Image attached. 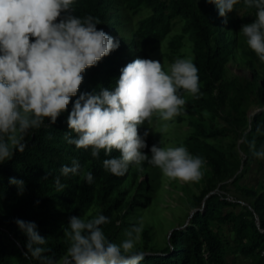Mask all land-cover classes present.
<instances>
[{
  "label": "clouds",
  "instance_id": "9594fccd",
  "mask_svg": "<svg viewBox=\"0 0 264 264\" xmlns=\"http://www.w3.org/2000/svg\"><path fill=\"white\" fill-rule=\"evenodd\" d=\"M205 2L216 5L225 23L228 13L240 15L238 4L242 3L245 10H256L253 22L243 24L240 33L264 63V0ZM74 4L75 0H0V163L25 151L30 129H40L45 119L54 125L77 95L86 69L119 47L118 40L97 29V17L74 15ZM198 71L190 58L177 57L167 71L157 60H133L120 70L114 88L81 93L75 100L66 121L75 136L66 133L67 143L77 149H91L93 158L103 151L110 157L103 160V167L115 176H123L130 164L142 171L141 164L147 161L170 179L198 182L205 163L202 157L192 155L185 146L154 144L149 159L142 151L147 147L149 131L146 129L143 136L138 132L145 123L150 125L154 116L165 121L180 116L188 102L184 93L199 98ZM257 133H261L259 127ZM248 147L254 158L264 159V146L257 149L252 140ZM113 151L119 155L111 156ZM70 175L80 176L88 184L94 180L93 174L74 159L55 177L57 192L66 188L61 176ZM9 184L23 194L24 180L11 177ZM89 216L91 213L69 217L64 229L68 247L59 258L46 254L49 250L42 246L47 238L39 234L34 222L17 219L15 223L27 236L24 257L41 264H140L144 253L135 246L142 223L126 229L125 238L117 244L106 238L101 227L110 222L109 218L103 214Z\"/></svg>",
  "mask_w": 264,
  "mask_h": 264
},
{
  "label": "trees",
  "instance_id": "16d2710c",
  "mask_svg": "<svg viewBox=\"0 0 264 264\" xmlns=\"http://www.w3.org/2000/svg\"><path fill=\"white\" fill-rule=\"evenodd\" d=\"M120 5L134 12L142 9L151 11L149 16L138 21L128 43L114 35L119 26L116 9ZM242 5L238 4L237 9ZM73 7V14L78 17H97L100 20L97 29L118 40L119 47L95 67L86 69L77 95L72 97L68 109L54 125L45 119L40 129H30L24 141L25 151L16 152L12 159L0 163V264H41L37 259L24 257L27 236L15 223L17 219L37 225L39 234L47 238L46 245L42 246L49 250L47 255L55 258L62 255L68 245L56 238V228L48 221L55 204L74 213L99 202L103 207L102 214L110 221L101 226L102 230L111 224L113 212L121 206L120 201L111 199V196L126 181L135 165L130 164L123 176H115L103 167V160L110 158L103 151L98 158H93L91 149H77L75 145L68 144L66 133L73 137L75 133L68 130L67 116L81 93L112 89L124 66L137 58L150 59L156 46L168 37L179 20H184V24L181 33L174 35L169 42L170 56L172 59L179 56L183 40L187 37L192 44L193 63L199 70L200 81L199 98H193L195 113L192 115L196 118L189 121L193 130L186 144L192 155L202 157L209 165L211 177L207 180V188L194 199L197 205L205 199L203 211L195 212L183 230L172 233L167 247L159 253L144 255L140 264H229L226 253L231 249V243L223 239L220 233V229L228 225L235 234L234 251L251 259V264H264V193L257 194L254 190L240 188L235 196H231L235 186L224 182L236 174L239 160L234 161L224 148L208 141L226 138L229 133L235 134L233 155L239 158L234 146L237 140H242L239 149L246 156L245 163L258 160L249 150V141L255 140L257 149L264 146V109L254 114L248 123V118L231 99L232 111L224 115L219 113L229 99V91L237 89L235 84H224L232 50L241 47L235 31L240 30L242 25L233 18L236 11L227 14L226 20L231 17L232 22L225 23V17L219 15L216 5L205 0L202 3L197 0H75ZM262 82L263 86H260L254 79L249 90L259 105H264V77ZM202 112L220 117L225 125L207 131L199 115ZM258 127L260 134L257 133ZM146 144L142 151L150 159L151 146L156 143L147 140ZM118 155L116 151L111 154ZM74 159L80 162L85 171L93 174V182L88 184L80 176H61L66 188L63 192H57L55 177L60 176L62 166H71ZM261 160L264 163V159ZM141 168L154 172L159 170L147 161L142 162ZM45 176L47 179H44ZM11 177L25 181L23 194H18L17 187L9 184ZM238 178L235 177L233 181ZM154 181L155 178L151 180ZM220 183L224 184L219 191L210 195ZM229 198H233L232 201ZM239 200H244L246 205H241ZM255 214L259 217V227ZM143 235L148 239L147 231ZM109 241L112 242V238Z\"/></svg>",
  "mask_w": 264,
  "mask_h": 264
},
{
  "label": "rangeland",
  "instance_id": "374dc122",
  "mask_svg": "<svg viewBox=\"0 0 264 264\" xmlns=\"http://www.w3.org/2000/svg\"><path fill=\"white\" fill-rule=\"evenodd\" d=\"M197 2L202 3V0H197ZM116 10L119 15V26L115 29L114 35L120 36L125 43L130 41L131 32L135 29L138 21L151 14L149 9L134 12L126 9L123 5L118 6ZM239 10L240 15L243 17L235 12L233 18L236 21L241 25L253 22L255 9L245 10L242 5ZM227 22H232L231 17L227 18ZM183 24L184 20H179L168 37L156 46L150 56V59L160 61L165 71L176 59H172V56H170L169 42L174 35L181 33ZM235 32L238 35L241 47L232 50V55L226 66L224 84L226 86L235 84L237 89L229 91V99L220 108L219 113L224 115L232 111L231 99H233L237 109L244 113L248 118V123H250L253 115L264 109V105L257 104L255 96L249 91L254 79L258 81V85L263 86L264 63H261L255 53L247 47L240 30ZM191 45V41L186 37L183 40V47L180 49L178 57L190 58L193 61ZM184 96L188 102L185 111L180 116L170 121L154 116L150 125L145 123L138 128L139 134L143 136L144 131L148 129L149 135L146 137V141L151 140L161 147L185 146L188 149L186 140L193 130L189 125V121L196 117L192 115L194 112V97L187 93H184ZM199 115L207 131L219 129L225 125L220 117H216L210 112H202ZM235 139L236 135L229 133L226 138L208 140L229 152L234 161L239 160L240 165L236 174L232 179L224 182L235 186L233 189L235 192L230 195L235 196L236 191L240 188L254 190L257 194L264 193L263 160L258 159L254 162L245 163L246 156L239 149L242 140H237L236 146H234V150L236 149L239 156L237 159L233 155ZM201 171L203 175L198 182L184 183L164 176L160 169L157 172L151 170L140 171L135 166L126 181L111 196V199L120 201L121 206L113 212L111 224L103 230L106 238L108 240L112 238V242L119 244L125 238L124 232L126 229H129L133 224L142 223L143 230L139 241L136 243L135 250L142 251L144 255L161 252L170 244L172 233L183 230L190 223L194 213L204 209L205 199L202 200L200 205H197L194 199L207 188V180L211 177V169L206 162ZM237 176H239L237 181H233ZM153 178H155L154 183L151 182ZM224 183L218 184L209 194L218 192L220 186ZM232 199L230 198V200ZM238 202L241 205H246L244 200ZM102 211L103 207L99 202L74 213L65 211L60 204H55L52 207V215L48 221L56 228V238L67 243L64 238V229L68 227L70 216L83 217L85 214L91 213V216L87 217L91 218L97 214H102ZM255 217L259 227V217L256 214ZM144 231H147L148 239L144 237ZM220 233L223 239L231 243V249L226 253V260L229 264L252 263L251 259L244 258L237 251H234L236 248L234 243L235 234L231 229V225L222 227ZM18 245L20 246V244Z\"/></svg>",
  "mask_w": 264,
  "mask_h": 264
},
{
  "label": "built area",
  "instance_id": "2783aa9c",
  "mask_svg": "<svg viewBox=\"0 0 264 264\" xmlns=\"http://www.w3.org/2000/svg\"><path fill=\"white\" fill-rule=\"evenodd\" d=\"M229 200H230V198H229ZM232 201V200H231Z\"/></svg>",
  "mask_w": 264,
  "mask_h": 264
}]
</instances>
